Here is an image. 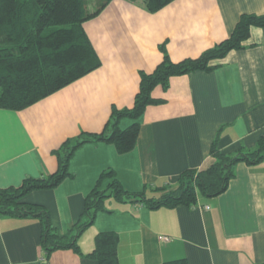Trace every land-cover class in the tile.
<instances>
[{
	"label": "crops",
	"instance_id": "1",
	"mask_svg": "<svg viewBox=\"0 0 264 264\" xmlns=\"http://www.w3.org/2000/svg\"><path fill=\"white\" fill-rule=\"evenodd\" d=\"M243 14H264V0H176L150 14L126 0H113L84 29L102 66L23 111L0 109V188L19 187L59 168L54 154L82 133L104 131L113 109L134 106L141 72L152 73L164 59H196L228 39ZM242 50L156 87L163 100L149 106L134 150L119 154L114 144H86L72 156L58 187L31 192L26 202L45 207L59 234L76 225L88 194L105 170L124 187L177 186L187 170L213 164L212 144L223 153L253 149L264 138V27H253ZM132 122L120 121L125 127ZM228 190L200 196L195 207L148 210L108 199L79 239L90 253L101 232L120 236V264H264V163H239ZM42 224L34 218L0 217V264H99L74 250L49 258L41 245ZM163 237H169L164 241Z\"/></svg>",
	"mask_w": 264,
	"mask_h": 264
},
{
	"label": "trees",
	"instance_id": "2",
	"mask_svg": "<svg viewBox=\"0 0 264 264\" xmlns=\"http://www.w3.org/2000/svg\"><path fill=\"white\" fill-rule=\"evenodd\" d=\"M113 0H0V109L23 111L89 75L102 66L84 24L96 19ZM150 14H155L176 0H126ZM253 27H264V14H243L232 35L206 50L196 59L175 63L164 50L163 61L152 73L141 72L140 90L134 106L113 109L101 133H82L67 140L54 154L59 168L50 175L26 178L19 187L0 188V217L34 218L42 224L41 245L49 258L59 250L95 259L99 264H120V236L114 231L99 233L93 250L84 255L79 246L81 235L93 225L105 202L134 203L151 211L195 207L200 196L216 198L224 194L235 176L239 163H264V138L257 147H242L235 153H223L216 140L211 147L212 165L205 170L183 172L176 187L146 186L142 191L124 187L113 169L102 172L95 188L88 194L79 222L65 234L54 227L50 212L43 206L26 202L33 191L58 187L72 177L69 164L74 153L86 144H114L119 154L135 149L146 109L163 104L152 95L158 86L169 89L170 79L196 71H211L212 62L223 59L233 50L244 49ZM124 118L132 122L121 129ZM164 264H189L184 258Z\"/></svg>",
	"mask_w": 264,
	"mask_h": 264
},
{
	"label": "rangeland",
	"instance_id": "3",
	"mask_svg": "<svg viewBox=\"0 0 264 264\" xmlns=\"http://www.w3.org/2000/svg\"><path fill=\"white\" fill-rule=\"evenodd\" d=\"M130 123H131V122H130ZM129 125H130V124H128L127 126L123 127V126L120 124V127H121V129H126L127 127H129ZM141 191H142V190H141ZM104 205H105V208H106V207H107V208L109 207L108 204H107V202H105Z\"/></svg>",
	"mask_w": 264,
	"mask_h": 264
},
{
	"label": "built area",
	"instance_id": "4",
	"mask_svg": "<svg viewBox=\"0 0 264 264\" xmlns=\"http://www.w3.org/2000/svg\"><path fill=\"white\" fill-rule=\"evenodd\" d=\"M162 239H163L164 241H169L170 238H169V237H163Z\"/></svg>",
	"mask_w": 264,
	"mask_h": 264
}]
</instances>
